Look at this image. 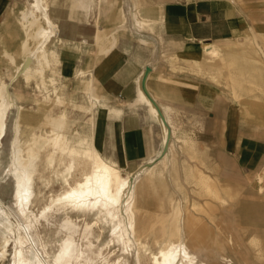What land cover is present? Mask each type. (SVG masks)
Segmentation results:
<instances>
[{"label": "crops", "instance_id": "0c3cea01", "mask_svg": "<svg viewBox=\"0 0 264 264\" xmlns=\"http://www.w3.org/2000/svg\"><path fill=\"white\" fill-rule=\"evenodd\" d=\"M112 2L114 1L99 0L97 6L96 0H51L50 14L55 23V34L51 43H62L60 47L52 45L59 57L56 66L59 80L63 78L73 82L79 77L88 76L87 79H82L81 88L84 92L91 90L96 96L94 141L102 154L115 161L121 169L135 163L128 172L138 169L149 159H155V170L152 171L155 174L144 175L149 178L144 177L143 181L146 183L141 187L144 197L141 196L140 207L143 206L141 208L147 211L143 217L145 219L140 222H154L148 219L156 216L166 217L170 223L178 213L180 221L174 223H180L183 230L187 229L183 231L187 235H183L190 250L207 264H264V170L257 172L248 185L222 176H212L201 167V163L209 165L204 154L207 147L201 145L203 138L196 131L183 128L175 121V114L179 111L201 112L211 106L215 115H211V120L222 118L225 86L229 89L232 99L227 108L231 119L226 121V124L221 121L219 125L222 129L223 150L226 154L235 155L231 157L233 160L247 159L249 164L264 155V97H261L264 96V72L255 68L264 66V57L256 46L257 38H260L264 45V31L256 27V33H252L254 30L249 17L246 16L248 13L235 0H155L141 7L134 0L133 6L128 8V15L134 25L130 33L140 40L123 39L118 44L116 43L120 30L128 18L124 10L114 13L113 23L116 30L110 36L100 28L92 34L89 25L85 23L61 24V18L53 14L55 8L65 7L69 17L83 20L84 15L89 16L92 10L97 8L98 23L106 22L110 19ZM8 5V0H0V18ZM14 9L10 6L12 14L5 13L8 27L0 30L1 52L7 43L11 46H21L22 40H25L20 21L18 25L21 31L23 30L20 37L11 27L12 20H16L17 16ZM155 17L159 19L161 34L168 37L164 44H167V57L170 58L159 64L154 60V47L144 42L156 39L148 33V26ZM251 36L255 37L254 40L249 38ZM229 39L243 45L242 51H232L231 45L224 42ZM209 43L219 48L221 57L207 51L204 44ZM27 50L23 51L24 54L18 61L24 57ZM173 55L181 59L179 65L186 61L185 64L191 66L193 71L206 74L213 78L214 82L177 72L174 69L177 60L171 59L175 57ZM7 62L13 66L14 76L15 65L8 60ZM245 65H250L245 71H250L254 80H250L251 78L242 71ZM223 71L226 74H223ZM233 71L244 75L239 79ZM218 72L221 76L218 75L217 78ZM47 73L49 75V72ZM10 75L5 78L11 80ZM13 79L12 94L26 111L28 84L20 75ZM252 83H255L256 88L251 87ZM34 101L37 104V98ZM152 101L156 104L151 103ZM238 101L247 106L243 108ZM193 105H196L195 109ZM86 106L88 110V104ZM25 117L24 113L22 128L27 125L32 127L33 124L27 123L29 118L24 119ZM228 118L226 115V120ZM165 128H168L167 135ZM255 128L259 130L256 131ZM173 129H176L179 139L175 138ZM12 138L13 134L9 141V158ZM5 139L6 137L0 147V183L7 168L6 166L1 170L4 161V154L1 152ZM165 144L168 150L170 149L169 153L164 156L163 162L158 163L161 147ZM140 160L141 162H137ZM185 170L189 171L186 173ZM149 175L155 181L152 182L153 179ZM218 184L224 186L215 187ZM196 191L202 193L204 203L201 209L205 212L204 215L193 211L199 205L194 195ZM210 195L217 203L210 199ZM187 202L189 206L186 209ZM213 216L219 217L218 220Z\"/></svg>", "mask_w": 264, "mask_h": 264}, {"label": "bare ground", "instance_id": "6f19581e", "mask_svg": "<svg viewBox=\"0 0 264 264\" xmlns=\"http://www.w3.org/2000/svg\"><path fill=\"white\" fill-rule=\"evenodd\" d=\"M29 3L27 8L21 10L20 17L25 40H22L21 46L8 44L0 51V62L5 58L15 65L16 70L10 81L0 74V147L6 137L10 116L15 111L11 162L2 177L3 181L10 179L12 182V205L0 196V264H5L8 260V264H130V255L134 256L136 264H144L143 255H149L151 264H207L190 250L183 235L186 233L183 231L187 229L183 230L180 223H174L180 221L178 213L175 221V216L171 219V227L163 222L164 237L156 240V251L152 249L151 243L141 238L136 209L143 207H140L141 187L146 183L143 181L144 175L155 170V166L152 167L155 159H149L138 169L123 174L115 161L102 154L94 141L96 96L91 90H86V100L78 103L74 96L66 94L60 88L56 68L59 57L57 50L50 46L55 34V23L50 14L51 0H31ZM33 26L36 27L32 29ZM32 39L36 41L33 42ZM204 47L209 53L221 57L219 48L215 45L209 43L204 44ZM26 49V54L18 61ZM255 68L264 72L263 65ZM49 71L51 74L48 75ZM19 75L26 83L36 79V87L44 96H53L54 104L65 105L58 115H45V120L51 126L48 133L43 134L34 128L27 140L22 136L25 109L11 91L13 78ZM49 86H52V90ZM66 104L72 108L78 106L89 113L81 130L72 132L70 128L71 132H67V126H72V122L69 125L72 111ZM160 113L163 115L161 110ZM166 130L168 128H165L167 135L169 132ZM173 133L179 139L176 129H173ZM45 169H53L52 175L46 176ZM188 171L185 170L186 173ZM54 178L60 188L46 193L45 188ZM39 181L41 185L38 184ZM161 183L163 185V181ZM78 217L83 219L82 223L78 222ZM106 228L108 233L104 240ZM116 245L125 256L113 260L112 246Z\"/></svg>", "mask_w": 264, "mask_h": 264}, {"label": "rangeland", "instance_id": "374dc122", "mask_svg": "<svg viewBox=\"0 0 264 264\" xmlns=\"http://www.w3.org/2000/svg\"><path fill=\"white\" fill-rule=\"evenodd\" d=\"M8 1H9V5H8V8L5 11V13L8 12L7 14L10 15V13L12 14L13 10H9V7L11 6V7L15 8L14 13L17 16H16V20H14V19L12 20L11 27H13V29L18 33V35L20 37L21 32L23 31V30L21 31L20 25H18L19 21H21L20 17L22 16L20 12L22 9L28 7V3L31 0H8ZM113 1L114 2H112V5L110 6V11H109L110 19H108V21H106V22L103 21L101 23H98V20L96 17V14L98 12L97 8H94L92 10V12L89 14V16L85 17V15H84L83 20L82 19L79 20L76 18L73 19V18L69 17V14L67 12L68 10H66L65 7L55 8V10L53 11V14H54V16H56V17L58 16L59 18H61V21H62L61 24L85 23L86 25L87 24L89 25L90 29L92 30V34H94V32H96L95 30H99V28H100L101 30H103L107 34V36H110L111 33L116 30L115 24L113 23L114 13H118V12H120V10H124L127 13L128 18L126 19V21L124 23L123 29L120 30V35H119V38H118V41L116 44H118L119 41H121L123 39L140 40L137 36L130 33L131 31H133L134 25H132V20L130 19L129 15H128V8L133 6L134 0H116V1L113 0ZM136 1L138 2V6L141 7V6H147V5H149V3H151L152 1H155V0H136ZM160 1L163 2L164 0H160ZM235 1L237 4L238 3L241 4L242 7L245 9V12L248 13L246 16L249 17L250 23L252 24V29L254 30L252 33H256L257 28L264 31V0H251V1H249V0H235ZM96 3H97L96 5L98 6L99 0H96ZM242 11H244V10H242ZM5 13L0 18V30L1 29L3 30V29H5V27H8V24H7L8 18H7V15H5ZM111 14H113V15H111ZM153 18H154V16H153ZM35 27L36 26H33L32 29H34ZM32 29L30 30V32H32ZM148 33H150L151 35H153L156 38L155 40L149 39L148 41H144L145 43L151 44L154 47L155 63L159 64L164 59L168 61V59H170V58L167 57L169 55L167 47H166L167 44H164V42H165L164 40L167 39L168 37H165L161 34L162 32H161V28H160V22H159V19H157L156 17L153 21H151V25L148 26ZM157 36H159V38H157ZM230 40L231 39L226 40L224 42L228 43L227 45H231L230 49L232 51H242L243 45H241L240 43H234ZM31 41L35 42L36 40L32 39ZM159 41H161V43H159ZM228 41H230V42H228ZM256 41H257L256 46H258L257 47L258 50L261 52V55L264 57V45H262L260 38H257ZM61 44H58V42H54V43H50V46L57 45L60 47ZM94 44L96 46V42H94ZM6 45H8V43ZM233 45H235V46H233ZM9 46H11V45H9ZM92 47H94V45ZM96 48H97V46H96ZM23 54L24 53H22V55ZM173 56H175V57H172L171 59L173 60L175 58V60H177V62H176L177 66H174V69L177 72L185 73L187 75H191L194 78L198 77V78H201L207 82H214V79L211 77H208L206 74L197 73V72L193 71L191 69V66H188L185 64V63H187L186 61L180 63V65L182 66L181 67L179 65V62H181V59L177 58L176 57L177 55H173ZM3 59H4L3 63H0L1 64L0 65L1 66L0 74L4 77L11 74L9 77H13V74H12L14 72L13 66L10 65L7 62V60H5V58H3ZM247 66H250V65H245L243 67L244 70H242V71L245 73V75H247L249 77V79L251 78L250 80H254L252 78L253 74L250 71H247V72L245 71V69L246 70L248 69ZM233 73L234 74L237 73L236 77L237 78L240 77L239 79H241L242 76L244 75V73L241 74L238 71L237 72L233 71ZM49 74H51L50 71H49ZM223 74H226V73H224V71H223ZM218 75H220L219 72L217 74V78H218ZM87 78H88V76L79 77L73 82H71L69 79H63L62 78V80H59L60 81L59 84L62 86V87L60 86V88L66 94H68L70 92L69 94L75 97L74 99L76 100V102L82 103V101L86 100V93L84 92L83 88H81L82 79H87ZM35 80L36 79H32L29 83H27L28 86L26 87V90L28 91V94H27L28 99H26L25 101H26V106L28 107V109L25 111V115L27 118H29L28 123L33 124V126H32V128L29 126L23 127V135L22 136L24 139L26 138L25 140H27L28 138L31 137L32 131L34 128L43 134L48 133V131L51 129V126L48 124L47 120H45V118H46L45 115L46 114H50V115L52 114L54 116L58 115L60 110L65 107V105H62V103L60 105L58 103L54 104V97L53 96H44V93L40 92L39 89H37ZM193 80H195V79H193ZM7 81H10V80H7ZM223 86H224V84H223ZM251 87L256 88L255 83H252ZM49 88H50V90H52V86H49ZM97 89L100 91L98 85H97ZM223 91H224V104L221 107L223 110V111L221 110L222 118L211 120V115L215 116L213 114V106H211V107H208V110L203 109L201 112L193 111V113H190L189 110H184L182 112L179 111L178 113L175 114L176 119H177L175 121H177V123L179 125H181L183 128L196 131L203 138L201 145H203L205 148L207 147L206 150H204L205 152L204 151L203 152L207 156V161H208L209 165L205 166L203 163H201L202 169H204L205 171H207L208 173H210L214 177L222 176V177H224L226 179H230L234 182L239 181L240 183H242L244 185H248L250 183L251 178L256 177L257 172H262L264 170V155L259 156L258 158L256 157L257 159L256 158H255L256 160L254 159L255 162L252 164H249V161H247V159L234 158V160H233L231 157H235V155H233L232 153L226 154L227 152L223 150L224 146H223V141H222V139H223L222 129L219 127V125H220L221 121H223L225 124H226V121H230L231 116H229L227 114L228 113L227 108H228L229 101L232 99V96H231L228 88H226L224 86ZM243 96H245V95H243ZM261 97H264V96H261ZM36 98L38 100L37 104L34 101V100H36ZM66 105H67L66 107L72 111V120L70 121V124H69V125H71V122H72V126H67V128H66L67 132H71V131L73 132V131L81 130L82 126L84 125V123L88 119L89 113L86 112L84 109L79 108L78 106L72 108V107H70V105H68V104H66ZM241 106H243V108H244L247 105L241 104ZM192 107L195 109L196 105H193ZM198 109H199V107H198ZM226 115H227V118L229 116V118L227 120H226ZM175 116L173 115L174 119H175ZM14 117H15V111L12 112V114L10 116L8 127H7V135H6V139L4 141V148H3L4 150H3V152H1L2 154H4V157H2V159L4 161L2 162L3 165H1L2 166L1 170L5 169V167L8 166V164L11 162V158H9V150H10L9 149V141L11 139L12 134L14 133L13 132ZM46 124L48 125V127ZM78 127H80V128H78ZM95 130H96V128H95ZM255 130L257 131L259 129L255 128ZM204 144H206V145H204ZM168 151L169 150H168L167 146L161 147L160 158H159L158 162H161V160L168 153ZM137 162H141V160L137 161ZM133 164H135V163H133ZM133 164H131L130 166L123 167V169H121L122 173L123 174L127 173L131 169V166ZM154 166H155V164L152 165V167H154ZM44 173L46 176H51L53 173V169H47V170L45 169ZM4 176H5V173L2 175V177H4ZM38 184L41 185V182L39 181ZM222 186H224V185L218 184L215 187L219 188ZM195 187L199 188L200 185H195ZM58 188H60V184L57 183L55 178H54L53 181L51 182V184L45 188V192L47 191L46 193H49L52 190H56ZM12 191H13V188H12L11 180L7 179V181L6 180L3 181V179H2V182L0 183V196L2 197L3 200H5L10 205H12V196H11ZM194 195H195V198L197 199V201H199V205H197L193 211L195 213H197L198 215H200V214L204 215L205 212H203V210L201 209V208H203V203H204L202 200L203 199L202 193L201 192L198 193L196 191V192H194ZM210 197H211L210 199H212L214 203H217V201L212 198L213 196L210 195ZM186 204H188V205H186V209H187L189 206V202H187ZM140 212H142V213H140ZM144 212L145 211L141 210V208L136 209V220H137V227L139 230V234L141 235V238L144 241L147 240V242H149V244L151 243V246L153 247L152 249L154 251H156L157 250V246L155 245L156 240H160L164 237V231L162 230V227L164 226L163 222H165V225H168L170 227H171V225H173V222L171 220V222L168 223L169 221L166 217L153 216V217H150L148 219V220H154V222L152 221L153 224H152V222L142 223L140 221H142V219H145L143 217H145L146 212L145 213ZM213 218L218 220L219 217L213 216ZM175 219H176V217L173 219V221H175ZM77 220L80 223H82V221H83V219L81 217H78ZM41 221L44 222V219H41ZM98 224H99V222H98ZM107 229L108 228H106L105 234L103 236L104 240L107 238V233H108ZM112 251H113L112 252L113 260H116L118 258H123L125 256V253L117 245L112 246ZM129 260H130V264H136L135 260H134V256L130 255ZM142 260H143L144 264H151L149 255H143ZM8 262H9V260L6 261L5 264H8Z\"/></svg>", "mask_w": 264, "mask_h": 264}]
</instances>
